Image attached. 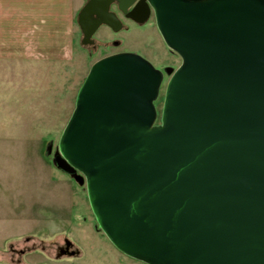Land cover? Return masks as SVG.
<instances>
[{
    "label": "water",
    "instance_id": "obj_1",
    "mask_svg": "<svg viewBox=\"0 0 264 264\" xmlns=\"http://www.w3.org/2000/svg\"><path fill=\"white\" fill-rule=\"evenodd\" d=\"M153 12L182 62L95 61L53 163L86 184L100 228L148 264H264V0H87L81 44ZM161 122L156 123L164 75ZM57 258L79 253L64 239Z\"/></svg>",
    "mask_w": 264,
    "mask_h": 264
},
{
    "label": "rangeland",
    "instance_id": "obj_2",
    "mask_svg": "<svg viewBox=\"0 0 264 264\" xmlns=\"http://www.w3.org/2000/svg\"><path fill=\"white\" fill-rule=\"evenodd\" d=\"M86 0H79L83 6ZM74 53L49 62L0 55V264H148L120 251L100 228L79 184L53 163L61 134L92 64L116 52L134 51L164 69L182 62L161 36L154 18L112 32L95 33L97 47L81 44L75 22ZM165 73L155 105L161 122ZM79 253L57 258L64 239ZM22 250H24L22 252Z\"/></svg>",
    "mask_w": 264,
    "mask_h": 264
},
{
    "label": "crops",
    "instance_id": "obj_3",
    "mask_svg": "<svg viewBox=\"0 0 264 264\" xmlns=\"http://www.w3.org/2000/svg\"><path fill=\"white\" fill-rule=\"evenodd\" d=\"M80 5L79 0H0V55L68 61Z\"/></svg>",
    "mask_w": 264,
    "mask_h": 264
},
{
    "label": "flooded vegetation",
    "instance_id": "obj_4",
    "mask_svg": "<svg viewBox=\"0 0 264 264\" xmlns=\"http://www.w3.org/2000/svg\"><path fill=\"white\" fill-rule=\"evenodd\" d=\"M87 1V0H86ZM111 10H113V11H115L118 15H119V17L121 18V20H122V22H123V29H124V27H125V19L126 20H128V21H130V22H132V23H134V24H136V25H138V26H141V25H143V24H139V23H137L136 21H134L133 19H131V18H129V17H127L124 13H122L119 9H118V7H117V5L116 4H112V6H111ZM151 18H154V20H155V16H154V14H153V12L151 13V16H150V18L148 19V21L151 19ZM147 21V22H148ZM155 22H156V20H155ZM144 24H146V22L144 23ZM102 26H106V27H108V28H110L111 30H112V32H115L111 27H109V26H107V25H102ZM101 26V27H102ZM157 26V25H156ZM122 29V30H123ZM99 30V29H98ZM121 31V30H120ZM119 32V31H118ZM116 33V32H115ZM98 44L99 43H95V44H93V45H90L91 47H93V48H95V47H97L98 46ZM165 76V75H164ZM60 247V246H59ZM58 247V248H59ZM24 250H22V252H23Z\"/></svg>",
    "mask_w": 264,
    "mask_h": 264
}]
</instances>
